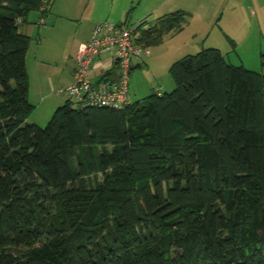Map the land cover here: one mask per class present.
<instances>
[{"label": "trees", "instance_id": "16d2710c", "mask_svg": "<svg viewBox=\"0 0 264 264\" xmlns=\"http://www.w3.org/2000/svg\"><path fill=\"white\" fill-rule=\"evenodd\" d=\"M32 12L46 0H0V264H264V73L203 48L171 65V92L122 109L68 98L41 127ZM189 16L138 25L137 43Z\"/></svg>", "mask_w": 264, "mask_h": 264}, {"label": "rangeland", "instance_id": "374dc122", "mask_svg": "<svg viewBox=\"0 0 264 264\" xmlns=\"http://www.w3.org/2000/svg\"><path fill=\"white\" fill-rule=\"evenodd\" d=\"M52 1L46 0L47 5L51 6ZM107 1L106 3V0H63L62 2L66 4L73 3L78 6V12L73 20L60 18L55 30L52 23L48 22V17L45 16L47 23L41 24L38 20L33 22L35 18L41 17L38 12H32L29 15L28 24L33 26V29L29 32L31 43L26 61L29 74V101L34 105V109L28 117L29 122L45 127L53 117L55 110L67 101L68 96L60 93L59 90L68 86L70 82V71L73 63L69 53L73 42L82 33L81 27L78 29L81 25L79 19L82 14L87 15L88 12L94 11L99 14L109 12L111 0ZM107 20L116 23L114 20ZM30 21L33 23L31 24ZM252 21H254L253 26H257V19L250 20V23ZM197 22L195 21L193 25L185 27L186 29L181 34L166 35L161 44L149 48L151 53L149 61L143 63L141 67H135L130 75V90L133 101H141L154 92L173 91L175 82L170 73L171 65L187 54H195L203 48L212 47L211 45L216 44L215 33L217 29L212 31L208 40L202 35L192 36L191 31L196 27ZM134 25L135 23L130 24V26ZM26 26L22 27L25 31ZM219 40L220 37L217 36L218 43H220ZM199 43V48L196 50L195 47ZM230 47L232 50L229 51L228 55L225 54L228 61L234 65L264 73L263 31L261 32L258 28V31L253 33L248 40L238 46ZM222 51L227 53L226 50ZM146 56L149 55H142L141 59L148 58ZM45 90L50 93L51 97H45L46 100L43 101L42 92ZM62 100L63 102L58 104V101ZM40 101H43L41 105H39ZM57 104L58 106L54 108ZM51 106L52 110H49ZM48 110L50 111L49 114L46 112Z\"/></svg>", "mask_w": 264, "mask_h": 264}, {"label": "crops", "instance_id": "0c3cea01", "mask_svg": "<svg viewBox=\"0 0 264 264\" xmlns=\"http://www.w3.org/2000/svg\"><path fill=\"white\" fill-rule=\"evenodd\" d=\"M62 1L63 0H53L52 5L48 6V12L45 15L48 17V22L52 23L54 30L60 18L64 17L65 19L73 20L76 18L78 12V6L73 3L66 4ZM107 2L106 0V3ZM176 11H185L190 15L189 23L186 25V28L189 25H193L195 21H198L196 27L191 31L193 37L202 35L205 38L207 37L208 40L212 31L217 29L216 33H218H215L216 44L211 46L226 50L227 53L224 54L227 55L229 51L232 50L230 46H238L240 43L245 42L253 33L255 34L258 31V28L261 32H264V0H111V10L109 12L99 14L93 11L88 12L87 15H81L79 19L81 25L78 29L81 27L82 33L80 37L73 42L72 49L69 53L73 67L70 71V82L68 84L73 82L75 69L74 57L78 47L81 43L90 39L92 31L98 22L111 19L116 23L128 24L129 26L135 23L134 26L136 27L142 23H146L148 27L154 24L159 17ZM38 13L42 17V13ZM41 17L35 18L33 22L37 20L40 21ZM254 19H257L256 22L258 27L253 26L254 21L250 23V20ZM33 22L30 21L31 24ZM32 27L33 26L28 24L26 26V31L28 33L31 32L33 29ZM184 29L178 34H181ZM255 29L257 30L255 31ZM217 36L220 37V43L217 42ZM198 45H200V43L196 45V50L199 48ZM224 47L226 49H223ZM150 56L151 53L149 56H146L148 58L133 59L131 73L135 67H141L143 63H147ZM90 77L96 82L102 79H117L119 77L118 64L114 63L110 53H103L95 60L90 72ZM158 93L162 94L160 91H158ZM42 94L43 101L46 100L44 99L45 97H51L50 93L46 90L43 91ZM42 102L40 101L39 105H41ZM61 102H63V100L58 101V104H61ZM132 102L135 101L132 100ZM58 104L55 105L54 108H56ZM49 110H52V106ZM49 110L46 111L47 114H49Z\"/></svg>", "mask_w": 264, "mask_h": 264}, {"label": "built area", "instance_id": "2783aa9c", "mask_svg": "<svg viewBox=\"0 0 264 264\" xmlns=\"http://www.w3.org/2000/svg\"><path fill=\"white\" fill-rule=\"evenodd\" d=\"M39 22H46L45 15ZM136 28L108 20L98 22L90 39L78 47L73 82L59 92L81 106L116 109L129 106L132 103L129 80L133 59L150 54L148 47L137 43ZM103 53H110L114 63L118 64L119 77L96 82L91 79L90 72L95 60Z\"/></svg>", "mask_w": 264, "mask_h": 264}]
</instances>
